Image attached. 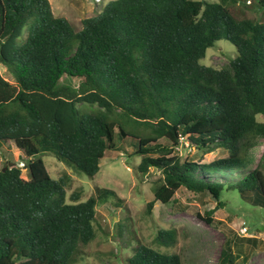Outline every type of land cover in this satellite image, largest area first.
I'll use <instances>...</instances> for the list:
<instances>
[{
	"label": "trees",
	"instance_id": "trees-1",
	"mask_svg": "<svg viewBox=\"0 0 264 264\" xmlns=\"http://www.w3.org/2000/svg\"><path fill=\"white\" fill-rule=\"evenodd\" d=\"M238 1L110 0L77 30L50 0H0V65L13 78L0 72V153L6 159L13 144L27 172L10 160L0 169V264H75L96 236L98 205L120 199L103 187L86 200L68 196L71 176L53 178L43 154L93 177L102 158L130 144L140 173H160L148 213L183 187L217 202L198 213L209 224L222 223L214 212L225 190L264 205V154L253 151L264 138V18L237 17ZM253 1L264 17V0ZM221 38L238 56L201 64ZM186 145L195 155L180 154ZM217 149L226 155L195 159ZM232 233L218 264H238ZM177 240L175 227L159 228L157 247L136 239L126 264H183L161 250Z\"/></svg>",
	"mask_w": 264,
	"mask_h": 264
},
{
	"label": "rangeland",
	"instance_id": "rangeland-1",
	"mask_svg": "<svg viewBox=\"0 0 264 264\" xmlns=\"http://www.w3.org/2000/svg\"><path fill=\"white\" fill-rule=\"evenodd\" d=\"M50 1L54 13L68 18L79 30L82 28L83 17L96 15L110 0ZM231 9L239 18H264L252 0H239L231 5ZM237 56L236 46L230 40L221 38L207 48L200 63L220 68ZM0 72L5 78L13 81L9 72L1 65ZM65 82L74 86L78 83L68 77ZM259 119L264 121V115H259ZM258 142L253 151L260 160L264 154V138ZM124 146L125 149L111 150L109 155L102 158L100 170L93 177L74 172L52 154L42 155L53 178H59L65 173L71 176L67 186L68 196L80 191L82 200H86L96 193V187L115 190L120 196L119 200L111 198L98 205L96 236L89 244L81 246L75 264H126L128 257L133 253L136 239L156 248L154 236L158 229L171 227L177 229L178 240L172 247H162L161 250L180 254L183 264H218L223 243L232 232L238 236L255 237L259 240L254 245L252 240L235 237L236 251L241 255L238 264H264L263 204L248 203L238 191L225 190L222 194L225 205L214 212V218L222 223L209 224L199 217L198 213L204 214L205 211L215 208L217 202L209 192L195 193L183 187L177 192L174 201L169 204L156 201L151 213H148L147 204L154 199L153 186L160 173L153 168L148 174L140 173L137 166L141 157H128L127 152H131L132 147L130 144ZM179 150L183 157L195 155V149H190L187 145ZM224 155L226 151L217 149L205 154L203 158L196 156L195 159L210 162ZM5 156L6 159L0 153V169L10 160L9 165L18 164L22 168V175L27 176L25 160L13 144ZM243 224L248 227L246 234L241 233ZM246 255H249V258L243 260Z\"/></svg>",
	"mask_w": 264,
	"mask_h": 264
},
{
	"label": "built area",
	"instance_id": "built-area-1",
	"mask_svg": "<svg viewBox=\"0 0 264 264\" xmlns=\"http://www.w3.org/2000/svg\"><path fill=\"white\" fill-rule=\"evenodd\" d=\"M95 2H100L101 0H94ZM246 231H248V227L243 224L242 228H241V233L246 234Z\"/></svg>",
	"mask_w": 264,
	"mask_h": 264
}]
</instances>
